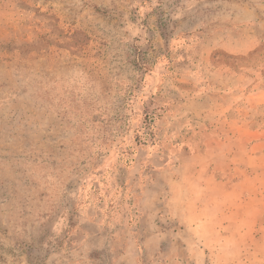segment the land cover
I'll use <instances>...</instances> for the list:
<instances>
[{"label": "rangeland", "instance_id": "obj_1", "mask_svg": "<svg viewBox=\"0 0 264 264\" xmlns=\"http://www.w3.org/2000/svg\"><path fill=\"white\" fill-rule=\"evenodd\" d=\"M0 264H264V0H0Z\"/></svg>", "mask_w": 264, "mask_h": 264}]
</instances>
